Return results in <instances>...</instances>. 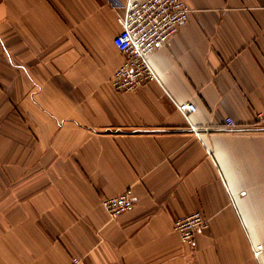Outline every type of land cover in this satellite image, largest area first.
<instances>
[{"label":"crops","instance_id":"crops-1","mask_svg":"<svg viewBox=\"0 0 264 264\" xmlns=\"http://www.w3.org/2000/svg\"><path fill=\"white\" fill-rule=\"evenodd\" d=\"M184 1L159 79L118 90L106 0H0V264H264V0ZM197 210L189 244L174 224Z\"/></svg>","mask_w":264,"mask_h":264},{"label":"built area","instance_id":"built-area-1","mask_svg":"<svg viewBox=\"0 0 264 264\" xmlns=\"http://www.w3.org/2000/svg\"><path fill=\"white\" fill-rule=\"evenodd\" d=\"M115 9L121 31L114 37L115 46L125 54L124 63L115 71L112 85L118 90H134L147 80H158V74L151 61V53L165 44L190 18L192 8L184 0H106ZM173 109L187 117L197 111L192 101H173ZM1 119V117H0ZM257 119L264 121V108L257 113ZM227 126H235L231 117L225 118ZM194 129L195 126H193ZM103 207L112 218H116L135 207L132 188L107 196L102 200ZM207 215L197 210L179 216L174 227L184 242L193 244L199 232L209 228ZM253 256L260 261L264 253V241H251ZM69 264H84L81 256H73Z\"/></svg>","mask_w":264,"mask_h":264}]
</instances>
